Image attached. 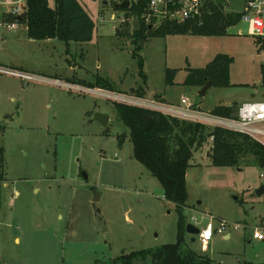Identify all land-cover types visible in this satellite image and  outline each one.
<instances>
[{
    "label": "rangeland",
    "instance_id": "rangeland-1",
    "mask_svg": "<svg viewBox=\"0 0 264 264\" xmlns=\"http://www.w3.org/2000/svg\"><path fill=\"white\" fill-rule=\"evenodd\" d=\"M119 1L79 0L96 23L85 43L30 40L22 25L14 32L0 23V62L22 66L37 78L0 74V125L5 127L0 139L8 180L7 188L0 183V264H110L122 255L177 241L176 206L133 157L130 129L114 101L102 93L78 92L72 88L78 81L87 88L86 83L104 78L120 98L142 86L145 100L163 97L171 106L184 107L186 99L201 117L217 106L264 98V53L246 23L230 27L225 36L146 40L134 34L137 18L114 8ZM48 2L55 7V0ZM230 10L243 13V0H231ZM161 25L149 27L156 31ZM136 45L142 47L139 52ZM222 54L234 60L230 88L212 87L203 97V87L185 84L189 70L203 69ZM168 70L176 72L173 85L166 84ZM96 115L110 118L106 128ZM211 143L190 163L184 214L201 230L211 219L216 228L220 221L227 227L207 247L198 240H189V246L212 264L262 263L264 241L253 235L264 230V194L257 195L264 187V168L251 158L249 165L214 166Z\"/></svg>",
    "mask_w": 264,
    "mask_h": 264
},
{
    "label": "trees",
    "instance_id": "trees-1",
    "mask_svg": "<svg viewBox=\"0 0 264 264\" xmlns=\"http://www.w3.org/2000/svg\"><path fill=\"white\" fill-rule=\"evenodd\" d=\"M147 2L148 0H138L128 9H116L137 18L140 26L134 34L137 37L143 35V39L146 40L170 35L225 36L228 29L238 24L240 19L239 16L225 14L219 3L211 7L203 24L179 25L167 22L153 31V28L145 25L143 20ZM56 3V7L51 8L48 0H26L25 13L20 23L26 26L28 39L36 41L54 39L65 43L89 42L94 35L96 23L87 9L79 0H56ZM145 31L149 35L145 36L143 34ZM141 48L137 46L136 50L139 52ZM233 62V58L227 55H218L205 68L189 70L185 84L204 87L211 82V88H230ZM139 66L140 77L145 78L142 61ZM261 75L264 88V66L261 67ZM175 77L176 72L168 70L166 84L173 85ZM78 83L82 85L84 81ZM86 87L119 92L110 81L100 77L95 82L86 83ZM130 96L145 99L146 92L141 86L131 89ZM114 104L120 120L130 129L133 157L160 182L165 200L176 206L178 221L176 243L125 254L110 264H212L208 256L199 255L192 250L186 233L188 222L184 210L188 207L189 200L187 173L190 163L194 154L211 140V161L214 166L238 167L242 163L249 165L251 162L248 159L251 158L255 164L264 168V146L240 132L222 127L210 129L200 122L179 119L151 109L123 103ZM238 107L236 104L217 106L210 114L219 118L235 119ZM4 130L5 127L0 125V136ZM4 164L5 150L0 139V181L4 176Z\"/></svg>",
    "mask_w": 264,
    "mask_h": 264
},
{
    "label": "built area",
    "instance_id": "built-area-1",
    "mask_svg": "<svg viewBox=\"0 0 264 264\" xmlns=\"http://www.w3.org/2000/svg\"><path fill=\"white\" fill-rule=\"evenodd\" d=\"M125 1H129L131 6L133 3H137L138 0H120L118 3H124ZM219 3L223 7L225 14L235 17L239 16L240 19L238 23L244 22L248 25L249 36L255 39L259 52L264 53V0H243V13H236L230 10L231 0H148L143 20H145L147 25H155V23L163 24L167 22L179 25L185 23L203 24L205 17L209 15L211 11V7ZM7 5H9L7 11L9 21L4 22L3 25L6 26L8 31H17L22 25L20 23V18H22L25 13L26 1H0V6ZM121 18L124 20L123 16ZM0 74L10 75L24 81H33L37 79L30 73L3 67H0ZM56 84L70 88L62 83ZM72 88L75 90L77 89L78 92L88 93L94 91L99 94H105V96L109 97L110 101H114V103L139 106L192 122H200L202 124L212 123L215 127H222L227 130L248 135L264 146V98L260 101L243 103L238 107L237 117L235 119H225L212 116L211 114L205 117L199 116L198 114L201 111L194 110V105L186 99H182L184 107H177L171 106L164 101L153 102L130 95L129 97L122 96L124 98H120L121 95L119 94H111L109 91L98 88L95 90L85 88L76 84L72 85ZM79 88H83V90L81 91ZM115 96H117L116 99L114 98ZM126 97L128 99H126ZM261 177H264V175L262 174ZM1 219L2 214L0 212V220ZM219 223V227L216 228L211 219V222L207 224L206 228L201 230L198 241L204 248L212 241L216 232L222 233L226 230V223L224 221H220ZM236 229H238V226ZM263 231L262 229L256 230L253 235L254 238L263 241Z\"/></svg>",
    "mask_w": 264,
    "mask_h": 264
},
{
    "label": "water",
    "instance_id": "water-1",
    "mask_svg": "<svg viewBox=\"0 0 264 264\" xmlns=\"http://www.w3.org/2000/svg\"><path fill=\"white\" fill-rule=\"evenodd\" d=\"M130 7V3L129 1H125L124 3H120V4H115L114 5V8L115 9H121V10H125V9H128ZM22 18H20L21 20ZM138 26V23L136 25V27ZM211 88V82H208L204 87L203 89L201 90L200 92V95L201 96H205L208 92V90ZM95 120L98 121L103 127H107L108 124H109V120L110 118L106 115H96L95 116ZM209 157H211L210 154H208ZM212 158V157H211ZM84 178L87 179V176L84 175ZM262 194H264V187H262L260 190L257 191V195L258 196H261ZM98 198H95V201H98L97 200ZM186 233L187 235L189 236V240L191 243H195L197 240H198V236L200 235L201 233V229L198 228L196 225L194 224H191V223H188L186 225Z\"/></svg>",
    "mask_w": 264,
    "mask_h": 264
},
{
    "label": "crops",
    "instance_id": "crops-1",
    "mask_svg": "<svg viewBox=\"0 0 264 264\" xmlns=\"http://www.w3.org/2000/svg\"><path fill=\"white\" fill-rule=\"evenodd\" d=\"M10 2L12 1V0H9ZM24 1V0H23ZM26 1V0H25ZM56 0H55V7H56ZM2 7V9H0V23L1 24H3L4 22H6V21H9V16L7 15V11L8 10H6L5 8H3V6H1ZM55 7H53V8H55ZM52 8V7H51ZM23 27H25V30H26V36H27V28H26V26H24V25H22ZM21 26V27H22ZM20 29V28H19ZM19 29L17 30V31H19ZM14 32H16V31H14ZM28 38V37H27ZM255 43H256V41H255ZM9 65H11V66H9ZM0 67H12L11 69H16V70H21V71H27L26 69H24L22 66H18V65H16V64H13V63H10V64H4V63H1L0 62ZM261 84H262V77H261ZM95 90V89H94ZM162 99H163V101H165L166 103H168L167 102V100L165 99V98H163V97H161ZM231 106V105H230ZM187 177H188V173H187ZM188 179V178H187ZM1 182L3 183V187H8V180H7V178H5V174H4V176L2 177V180H1ZM187 187H188V181H187ZM15 195H18V192L16 191L15 192ZM189 237V236H188ZM254 237V236H253ZM225 238L226 239H228V238H230V235H225ZM264 241V240H263ZM15 242L16 243H19L20 242V239L18 238V237H16L15 238ZM263 263V262H262Z\"/></svg>",
    "mask_w": 264,
    "mask_h": 264
}]
</instances>
